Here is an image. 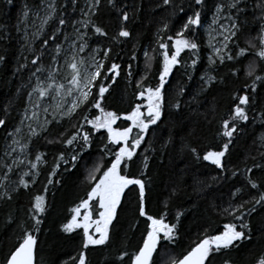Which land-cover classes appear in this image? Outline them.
Returning <instances> with one entry per match:
<instances>
[{
	"label": "trees",
	"instance_id": "16d2710c",
	"mask_svg": "<svg viewBox=\"0 0 264 264\" xmlns=\"http://www.w3.org/2000/svg\"><path fill=\"white\" fill-rule=\"evenodd\" d=\"M227 2L228 0H205L203 5L197 6L194 0H171L168 5L163 0H112V3L100 0L99 4L92 0V7L88 8V0H75V3L73 0H11V3L0 0V56L5 58L0 61V119L6 122L0 126L2 263L18 244L23 232L33 229L35 221L31 218L33 213L30 209L34 197L40 195L44 197L45 211L38 217L41 220L39 230L34 231L38 240L35 264H79L82 251L85 253L86 264H131L132 255L138 251L148 223L146 217L139 216L138 186L130 185L125 190L117 216L109 226L110 238L104 245H89L85 249L82 228L72 232H65L62 228L71 219L72 209L81 200L87 199L92 186L87 179L88 170L100 162V157H104L105 167L112 159L102 152L107 144L106 130L95 131L91 125L83 123L85 115L89 119L100 115L99 109L93 107L95 100L99 98L100 84H95L87 105H82L70 118L61 119L56 114L55 120L60 123L49 124L47 131L37 136L30 134L29 125L39 131V124L46 119L53 120V116H46L41 120L40 114L42 104L51 99L54 90L49 89V95L44 98H39L38 93L29 97V93L36 86L37 78L46 87L50 82L48 73L54 69L55 83L60 79L59 83L68 87L67 80L70 76H61L58 69L62 50L75 38L78 29L88 45L84 55L97 52L99 60H103L105 64L101 69L104 75L98 79L109 90L101 100V107L105 111L116 112L120 117L113 125L114 128L129 127L131 121L125 120L124 116L135 105L140 104L141 110L146 112V101L138 97L142 89L137 86V82H141L144 88L155 87L158 83L162 50L157 41H166L171 48L168 36L175 38L176 32L189 15L197 10L201 11V24H204L210 19L217 4H223L224 10L240 25V31L234 38L236 43L229 44L231 54L235 56L238 47L246 48V54L233 61L225 60L220 63L216 59L215 64H210L209 49L200 26L189 31L188 38L194 39L199 45L196 54L193 55L187 49L180 54V63L174 67L166 85L162 118L156 125L150 126L136 155L128 162L126 174L145 180L146 211L149 215L156 218L164 215L166 223L178 225V238L170 247L169 256L181 257L202 238L205 229L209 230L210 235H214L217 231H223L225 224L238 223L223 210L250 201L264 192V168L253 167L256 164L264 165V147L259 139L264 134V81H256L255 92L250 87L245 89L246 84L250 86L253 82V78L245 75L249 63L255 62L258 66L256 74L264 75V60L256 55L260 47L257 37L264 21L259 19L262 9L258 5L261 0H241L239 7L244 9L243 12L228 8ZM50 3L54 4L55 12L41 30L42 20L48 14ZM181 7L184 12H180ZM25 11L29 13L27 17L24 16ZM124 12L129 15L127 21L122 18ZM85 13H89V16H85ZM34 14L38 16L36 24L29 28ZM61 17L66 19L65 25L59 24ZM85 20L91 21L88 27L81 23ZM92 23L102 27L107 35L96 34ZM165 23L169 27L161 32ZM121 27L129 31V37L118 35ZM57 28L60 31L56 32ZM54 32L55 38L50 39ZM34 33L38 35L34 36ZM45 40L49 42L43 46ZM249 42L256 47H249ZM57 44L61 47L59 54L55 51ZM109 48L111 53L105 59L103 52ZM146 51L153 57L150 62L146 61ZM37 56L40 59L34 65L32 60ZM53 56L57 57L55 61ZM193 59L197 61L195 66H192ZM113 62L121 65L115 81L111 79L113 73L108 72ZM147 63L151 64V68L146 67ZM37 68L42 71L33 76L32 73ZM233 69L238 70L236 75L232 74ZM145 76L147 78L142 80ZM205 76H213L215 80L205 85L202 80ZM181 87L184 88L183 94L179 92ZM245 92L250 96V103L244 106L249 119L237 122L238 131L231 138L229 151L223 159L225 167L221 170L202 157L209 150H221L228 142L229 138L223 136L222 123L230 118L233 107L238 103L237 97ZM177 100L180 102L179 108L174 107ZM33 112L39 115L32 118ZM81 125L83 131L90 132L92 143L84 159L73 168L70 162L65 164L57 161V157L63 152L65 159L70 160L71 154L80 145L50 144L48 141L60 139L61 133H64V139L70 138ZM17 128L20 129L19 132H16ZM137 131L133 129L131 135L135 136ZM14 139L20 143L13 145ZM20 144L26 147L21 150ZM108 146L113 152L117 150L116 145ZM193 148L196 149V154L191 151ZM38 153L44 154L43 160L33 170L30 162L35 161ZM145 155L148 156L147 169L142 166ZM8 165L12 167L10 172ZM53 168L56 170L51 176L53 182L49 184V174L53 172ZM246 168H253V171L247 173L244 171ZM26 172L29 174L24 179L29 182V186L23 188L19 186V179ZM100 174L102 173L97 175ZM246 176L255 180L259 188L251 189ZM238 188L243 191L237 198H233L232 193ZM90 204L92 218L96 219L98 214L95 208L98 207V201ZM250 207V204L246 205V208ZM178 212L182 213L179 221L176 219ZM246 220L250 225L251 239L240 241L235 247L214 254L211 264H225V261L229 264H258L261 257H264V207L258 205L257 211L247 216ZM125 252L127 255L120 259L121 253ZM157 261L159 264V257Z\"/></svg>",
	"mask_w": 264,
	"mask_h": 264
},
{
	"label": "snow or ice",
	"instance_id": "6c2138e0",
	"mask_svg": "<svg viewBox=\"0 0 264 264\" xmlns=\"http://www.w3.org/2000/svg\"><path fill=\"white\" fill-rule=\"evenodd\" d=\"M11 3V0H8ZM100 0H94L95 4H99ZM171 0H163L165 5L170 4ZM75 3V0H73ZM109 3H112V0H109ZM195 5L200 6L205 3V0H194ZM241 0H230V3L227 5L230 9H237L240 12H243L244 9H241L240 6ZM92 5H90V8ZM262 9L260 20L264 21V0H261V3L258 5ZM224 5L217 4L216 11L213 15L212 24H216L220 18V13L223 11ZM180 12H184V8L181 7ZM55 12L54 4L48 5V14L43 18L41 24V30L43 26L48 23L52 18V14ZM28 12H24V16H28ZM201 11L197 10L193 15H189L185 23H183L181 29L176 32L175 38L168 36L167 40L171 41V48L169 43L163 40H158V47L162 50V66L158 76V83L155 87L148 86L143 87L141 82H137V86L142 90L138 93V97L143 98L146 101L144 107L146 112L141 111V105H135L131 112L124 116L125 120L131 121V125L126 128H114L113 125L120 118L116 112L105 111L101 107V100L103 99L106 92L109 88L104 85V83L99 81V77L104 75L101 69L105 67L104 61H97L93 58V63L90 65H85L83 57L77 59L79 53H83L88 46L84 40V35L79 34L77 29V39L81 42L79 46H76L75 41L71 45L73 49V54L70 59H67V67L71 70L70 79L67 80L68 87L65 88V84L55 83V78L53 76V71H49L48 80L50 81L47 86H44V82L40 81L37 78V84L33 88L32 92L29 93V97L33 93H38L39 98H44L49 95V89L55 91L54 100H57V103L54 105V113H59L61 119L64 117H71L77 109L81 108L82 105H87L90 102V98L93 95V88L95 84L99 83L100 87L98 90V97L93 104V107L99 109L100 115H97L91 119L87 115L83 118V123L91 125L92 129L99 131L104 129L107 132V144H105L102 152L105 156H111L110 164L103 166L104 157H100V162L96 163L90 170H88L87 179L91 182L92 186L90 191L87 193V199L81 200V202L72 209L73 215L71 219L62 225V228L65 232H72L74 229L82 228L83 229V248L87 249L89 245H104L110 238L109 236V226L112 224L113 220L116 218L118 213V208L122 203V196L125 193V190L129 188L130 185H136L139 187V216L146 217L147 229L146 234L142 236V243L138 247L131 258V264H158L157 257H159V264H211V257L214 254L220 253L222 250H227L232 247H235L238 242L245 239H251L250 236V225L246 220L247 216L255 213L257 211V206L264 207V192H261L259 197H253L250 201H244L236 205L235 207L229 206L223 211L228 213L232 218L238 223H227L223 226V231H217L216 234L210 235L209 230L205 229L197 242L194 243V246L191 247L186 254H183L182 257L169 256V250L172 245L175 244L177 240V224H169L165 222V216L161 215L159 218H156L152 215H149L146 211V182L142 178H132L127 175L128 171V162L133 159L136 155V150L145 140V134L149 131L150 126L156 125L158 121L161 120L163 115V109L165 105V89L169 81V76L173 72V69L176 65L180 63L178 59L180 54L187 50H191L193 55L196 54V51L199 45L195 42L194 39H189L187 33L189 31H194L196 27L201 25ZM85 16H89V13H85ZM123 20L127 21L129 15L127 12L123 13ZM228 20L231 21L228 26L220 25L221 31L219 35L223 37L220 41V47H214V56L215 59L210 56L209 63L215 64L216 59L220 63H224L225 60L233 61L238 58H242L246 52V48L238 47V51L235 56L231 54V49L229 47L230 43L235 44L236 41L234 38L237 36L240 31L239 23L234 20L231 16L228 17ZM67 23L66 19L61 17L59 19L60 25H65ZM75 23V22H73ZM84 27H88V24L91 23L90 20L81 21ZM168 23H165L163 28L160 29L161 32L168 29ZM92 28L94 32L100 36H106L107 33L105 30L92 23ZM56 32L60 31L59 28L55 30ZM38 33H34V36ZM118 35L120 37H129L130 33L124 27H121ZM27 39V34L26 37ZM55 38V32L53 37ZM67 38V37H66ZM115 39V37H113ZM257 39L259 40V49L256 55L264 60V22L261 23L260 32ZM48 40L44 41V45L48 44ZM249 47H256L255 44L249 42ZM56 53L61 52L60 45H56ZM155 51V50H154ZM111 49H106L103 52L105 59L109 57ZM171 53V54H169ZM146 61H151L153 57L149 56L148 52H145ZM5 58L0 56V61H3ZM40 57L37 56L32 60V63L35 65L38 63ZM57 59L56 56H53V61ZM135 59V56H133ZM197 63L196 59L192 60V66H195ZM23 67V65L21 66ZM121 65L113 62L108 68L109 73H113L111 79L115 81L116 77L119 75V69ZM147 68H151V64L147 63ZM257 68L255 62L249 63L246 66V77L253 78L252 84L245 85V89L251 88L253 92L256 90V81H264V75H257ZM91 69V70H89ZM41 68H37L36 72L32 73L33 76L36 73L41 72ZM238 72L237 69L232 70V74L236 75ZM147 77H142V80ZM205 85L211 84L215 77L205 76L202 77ZM204 90L203 88L201 89ZM19 91V90H18ZM179 92L183 94L184 88L181 87ZM71 96V104L65 110L64 108V97ZM238 103L233 107L231 116L229 119L223 121V136L228 137L229 140L225 143L221 150L212 151L209 150L203 154V160L210 162L212 165H215L217 168L223 170L225 165L223 159L229 151V145L231 144V138L238 131V121H248L249 117L246 111L245 105L250 103V96L245 92V94L239 95L237 97ZM38 107V105H34ZM174 107L179 108L180 102L177 100ZM44 112H48V108H44ZM37 113L33 112L32 118H36ZM53 122L60 123L59 120H55V115H53V120H45L42 124L38 125L39 131L37 128L29 125L30 134L33 136L39 135L41 132L47 131V126ZM6 122L3 119H0V126L4 125ZM133 129L138 130L135 136H132ZM20 129L17 128L16 132H19ZM11 135V134H10ZM61 138L58 140H49L48 143H63L69 146L79 144L80 147L78 150L74 151L69 159H65V154L61 152L57 157V161H63L65 164L69 162L72 164L73 168H76L79 162L84 159L85 153L91 147L92 139L89 131H83V125L76 128V131L72 133L70 138L64 139V133L60 134ZM261 146L264 147V134L260 136ZM20 142L13 140L12 144L17 145ZM108 145H116L117 150L113 152ZM26 145L20 144L21 150H23ZM15 151V149H13ZM191 151L196 154V149H191ZM11 155V153H7ZM43 155L38 153L35 157L34 162H30L31 169L35 170L38 168L39 163L43 160ZM264 155V154H262ZM199 159V155L197 154ZM15 163V161H14ZM23 163V161H19ZM143 169L148 168V156L145 155L142 161ZM8 171H12L11 165H8ZM59 167V163L56 164V168ZM254 168H264V165L256 164ZM56 168H53V172L49 174L48 183L51 184L53 181L51 176L55 174ZM247 173H251L253 168H246L244 170ZM125 173V174H122ZM98 173H102L97 175ZM29 173H24L19 179V186L23 188H28L29 182L24 179L25 175ZM235 174V173H233ZM38 175V173H35ZM33 176V181L35 179ZM7 178V173H5V179ZM248 185L251 189H258L259 185L253 180L250 176H246ZM2 183V181H0ZM243 191V189H236L232 196L237 198L238 195ZM98 201V207L95 208L97 212V218L93 219V210L90 202ZM251 205L250 208H246V205ZM83 214H81V210ZM45 211L44 197L37 195L34 197V202L30 212L33 213L32 219L35 221L32 230H25L23 232L22 238L19 240L18 245L11 251L10 255L7 257L6 264H34V250L38 243L37 237L34 234V231L39 230V225L41 220L38 218L39 214ZM181 212L176 214V219L179 221ZM90 229H94V232H90ZM127 253H121L120 259H123ZM79 264H86L85 253L82 251L79 255ZM225 264H229L228 261H225ZM258 264H264V257H261Z\"/></svg>",
	"mask_w": 264,
	"mask_h": 264
},
{
	"label": "rangeland",
	"instance_id": "374dc122",
	"mask_svg": "<svg viewBox=\"0 0 264 264\" xmlns=\"http://www.w3.org/2000/svg\"><path fill=\"white\" fill-rule=\"evenodd\" d=\"M230 3V0H228L227 4ZM90 5H92V0H88V8L90 7ZM216 11V8L214 9L213 13L210 16V19L204 23L200 25V28L204 34L205 37V41H206V45L209 49L208 52V58L210 56H212L215 59L214 56V47H220V41H222L223 37L221 35H219V32L221 31L220 29V25H224V26H228L230 24L231 21L228 20V17L230 16L228 14L227 11L224 10L220 13V18L218 19L216 24H212V20H213V15ZM37 15L34 14L33 17H31V24L29 25V28H33L34 25L36 24V20H37ZM79 34H82V32H79ZM77 35L76 34L75 38L73 40H71L70 42H68L63 50H62V57H61V63H60V67L58 69V72L61 76H70L71 70L67 67V59H70L71 55L73 54V49L71 47V45L73 44V42L75 41L76 46H79V43L81 42L79 39H77ZM80 57H83L84 61H85V65H90L93 63V58H95L97 61H100L98 58V54L97 52L92 53L90 55L85 56L84 53H79V55L77 56V59H79ZM67 58V59H66ZM91 70V69H89ZM63 78V77H62ZM60 82V79L58 80V83ZM55 91H53L52 95H51V99L48 102H44L41 106V111L42 113L40 114L41 120H43L46 116H53L59 113H54V105L57 103V100L59 98H57V100H54L53 97L55 96ZM68 98V96L64 97V108L65 110L67 109V107L71 104L72 101V97H70V99L68 100V102H66V99ZM37 99V98H36ZM48 108V112L45 113L44 112V108ZM39 114L37 113V116ZM83 209L81 210V214H83ZM92 232H94V229L91 230Z\"/></svg>",
	"mask_w": 264,
	"mask_h": 264
},
{
	"label": "water",
	"instance_id": "95a60500",
	"mask_svg": "<svg viewBox=\"0 0 264 264\" xmlns=\"http://www.w3.org/2000/svg\"><path fill=\"white\" fill-rule=\"evenodd\" d=\"M141 111H142V110H141ZM34 234H35V233H34ZM17 245H18V244H17ZM17 245H16V246H17ZM16 246H15V247H16ZM15 247H14V248H15ZM190 249H191V248H190ZM190 249H189V250H190ZM13 250H14V249H13ZM13 250H12V251H13ZM189 250H188V251H189ZM184 254H186V253H184ZM9 255H10V254H9ZM181 257H182V256H181ZM6 260H7V259H6ZM0 264H6V261L2 263V262H1V258H0ZM34 264H35V250H34Z\"/></svg>",
	"mask_w": 264,
	"mask_h": 264
}]
</instances>
